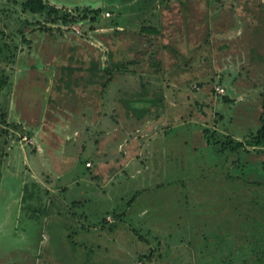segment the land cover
<instances>
[{
	"label": "rangeland",
	"instance_id": "rangeland-1",
	"mask_svg": "<svg viewBox=\"0 0 264 264\" xmlns=\"http://www.w3.org/2000/svg\"><path fill=\"white\" fill-rule=\"evenodd\" d=\"M25 1L0 0V264H264L246 230L263 213L249 201L264 195V147L245 146L239 182L235 155L208 166L203 149L204 127L246 145L260 126L264 0H42L68 24ZM142 87L169 101L138 124L128 103Z\"/></svg>",
	"mask_w": 264,
	"mask_h": 264
},
{
	"label": "trees",
	"instance_id": "trees-1",
	"mask_svg": "<svg viewBox=\"0 0 264 264\" xmlns=\"http://www.w3.org/2000/svg\"><path fill=\"white\" fill-rule=\"evenodd\" d=\"M166 1H168V0H162V2H166ZM21 7H22V10H23V13H28V14L33 15V16L44 14L49 20H52L53 23H57V22H59V20H61L60 22L62 24H68V23H74V22H76L78 20L77 17H70L68 19V17L64 16V15L61 16V18L58 17L57 9L51 8V7H47L43 3L42 0H26L24 3L21 4ZM141 30H142L141 31L142 34H145L147 36H149V35L150 36L158 35V31L155 28H153V27H142ZM95 68H96V66L94 65L93 67L88 68L86 70L93 74L94 73L93 70H95ZM97 69H98V71L101 70L100 68H97ZM65 70L71 71V68H66L65 67ZM108 74H110L109 71H108ZM95 75L96 74H94V76ZM7 81H8L7 76L5 75V73L2 72L1 77H0V92L7 85ZM87 81H88V86H92V85H96L97 84V81L93 80L92 78L88 79ZM199 87H200V89H203V85L199 84ZM166 101H169V100L168 99L166 100V96L164 95L163 90H160V92H158V93H154V96H148L147 89H145V87H142L141 92L138 93L133 99L129 100L128 111L133 116V120L136 123L141 124L142 122H144L145 118L149 114H152L157 119L159 117H162L161 115H163L164 113L166 114L167 113V109H166V103L167 102ZM196 105H197V103H196ZM197 106H198V108H199V110L201 112H203V113L205 112L203 107H201L200 105H197ZM260 110H261V112H260V115H259V118H258V122H259L260 126H259L258 130L256 131L254 137L252 139H250L247 142L246 145L243 142L236 141L231 136L222 134L220 132H217L214 129L212 130V129L205 128V127L203 128V130H205V132L208 134L207 141H206L208 143V145L203 148L207 152L206 159L208 158V160H207L208 161L207 162L208 166L213 164V162L215 160H217L218 158H221V159L224 158V160H226V157L230 158L232 155H235L236 158H235V160L232 161V167H231L232 169L229 172H232V170L235 171L234 173L238 174L237 182H239L241 180L242 173H244L246 171V169L249 168V166H250V164H246V163H243L241 161L242 160L241 157L243 156L242 154L243 153H247V150H248L247 147H245V146H248V147H251V148H256V149L264 147V90H263V93L261 95ZM204 115L205 116H202V117H199V118L204 119L206 117L204 123H208L209 122V118L206 116V113ZM0 118H4V117L0 114ZM169 118H170V116H169ZM171 118H172L171 120H173V115H171ZM157 142H159V141H157ZM198 149H199L198 151L192 149L190 152L191 153L200 152L201 151L200 148H198ZM225 155H228V156H225ZM203 159H205V158H203ZM261 165L264 166V164H261ZM254 169H256L255 170L256 172H258L257 168H254ZM88 170H90V169H88ZM235 174L227 172L226 173L227 180H229V181L235 180L233 178V176H235ZM257 177L260 178V180L263 182L264 175L262 173H259L257 175ZM162 184H164V183H161V185H159V188L160 189L166 188L165 184L164 185H162ZM169 184L171 185L172 183L169 181L168 185ZM263 185H264L263 183H260V184L258 183L257 184V186H263ZM203 191H205V189ZM24 192H25V195H24L25 198L28 197L27 199H31V197H32L31 190H29L27 187H25ZM211 193L213 194L214 192L210 191L209 195H211ZM143 194H145V193L138 192V190H137L133 194V196L129 200L125 201L124 203H122V201H121L124 198L120 197L119 202L120 201L121 202L118 203L117 207H115L111 211L112 212L111 215L113 216V219H114L113 221L114 222L110 223V225H108L109 226V227H107V229H108L107 231L108 232L113 233V232L116 231V229L118 227H121L123 225L122 218L125 216V214H127L124 210L125 209L127 210L128 208H131L136 203V200L139 199V197L142 196ZM155 198L156 197H154L152 199H155ZM186 198H185V201L183 203V209H180L181 206L179 204V197H178L177 202H175L174 205L172 204V206H173L172 208L174 210H176L177 213L180 212L181 215H179V219H181L183 223L188 224V220L185 217V214H187V215H188V213L192 214V213L195 212V210L192 211L193 209L191 207L192 205L190 204V200L188 198L187 199ZM262 200L264 201V195H261L260 199L255 198V199H252V200L249 201L251 203L250 204L251 205L250 208H253L254 206H255L254 208H256V206H258V204H259V207H260L259 209H262L261 213L262 212L263 213H262V217H261L260 221H258L257 218H254L253 221L251 222L252 225H250V226L248 225L247 228H246V230H247V232H249V236L251 238L255 237V236L257 237L256 239L258 241L254 240L252 238L253 242H251V243L253 245L258 244L259 247H261L262 244L264 243V202H262ZM145 201H143V200L141 201L142 205L145 204L144 208L141 209V211L144 212L145 211L144 209L150 208L148 210L151 211V212L152 211L154 212L152 207L154 206L155 203H159L158 199H157V202L154 201V200H151V199L148 200V201L147 200H145ZM178 209H180V210H178ZM128 210H130V209H128ZM46 211L47 210L44 209L41 212H43V214H44V213H47ZM234 211L237 212V209L235 208ZM239 213L240 212H237L238 215L235 216L236 217V222H237V220H238V218L240 216ZM195 214H198V213H195ZM238 223H240V222L238 221ZM185 224H184V226H187ZM131 230H132V232L134 231V233L136 234L139 229L132 227ZM227 242L230 245L234 244V245H236L238 247H240V245H241V244L237 245L236 242L233 243L232 241H227ZM237 242H239V241H237ZM239 250H240V248H239ZM263 254H264V250L262 251V255Z\"/></svg>",
	"mask_w": 264,
	"mask_h": 264
},
{
	"label": "crops",
	"instance_id": "crops-1",
	"mask_svg": "<svg viewBox=\"0 0 264 264\" xmlns=\"http://www.w3.org/2000/svg\"><path fill=\"white\" fill-rule=\"evenodd\" d=\"M59 4H61V3L59 2Z\"/></svg>",
	"mask_w": 264,
	"mask_h": 264
},
{
	"label": "built area",
	"instance_id": "built-area-1",
	"mask_svg": "<svg viewBox=\"0 0 264 264\" xmlns=\"http://www.w3.org/2000/svg\"><path fill=\"white\" fill-rule=\"evenodd\" d=\"M222 91V90H221Z\"/></svg>",
	"mask_w": 264,
	"mask_h": 264
}]
</instances>
